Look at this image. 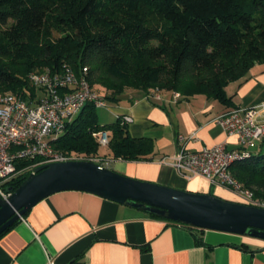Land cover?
<instances>
[{
	"label": "trees",
	"instance_id": "16d2710c",
	"mask_svg": "<svg viewBox=\"0 0 264 264\" xmlns=\"http://www.w3.org/2000/svg\"><path fill=\"white\" fill-rule=\"evenodd\" d=\"M256 64L264 65V0H0V94L29 103L42 94L27 81L28 72L59 73L67 66L78 76L88 67L91 87L110 91L103 96L111 103L126 89L157 88L229 106L225 88ZM97 116V108L85 106L52 143L55 149L99 157L94 134L105 131L114 159L152 160V140L132 137L121 117L102 125ZM39 162L19 161L17 170ZM231 171L244 188L257 187L255 197H264V153ZM29 175L7 189L16 190ZM180 225L196 231L197 244L204 245V230Z\"/></svg>",
	"mask_w": 264,
	"mask_h": 264
},
{
	"label": "crops",
	"instance_id": "0c3cea01",
	"mask_svg": "<svg viewBox=\"0 0 264 264\" xmlns=\"http://www.w3.org/2000/svg\"><path fill=\"white\" fill-rule=\"evenodd\" d=\"M248 72L225 88L229 106L204 95L173 101V91L126 89L107 109L116 120L132 117L126 127L130 135L152 140L154 154L151 161L127 162L114 159L108 146L101 147L107 152L104 167L129 178L241 203L230 190L211 186L202 177L180 176L162 160L179 151L180 135L189 151L219 144L238 148L237 138L215 120L233 108L264 106V65ZM255 147L253 155L264 153V141ZM196 238V231L180 224L93 194L65 191L37 204L0 237V264H264L263 241L214 231L202 233L204 245Z\"/></svg>",
	"mask_w": 264,
	"mask_h": 264
},
{
	"label": "built area",
	"instance_id": "2783aa9c",
	"mask_svg": "<svg viewBox=\"0 0 264 264\" xmlns=\"http://www.w3.org/2000/svg\"><path fill=\"white\" fill-rule=\"evenodd\" d=\"M87 77L88 67L80 76L67 66L59 73L47 69L33 72L28 77L31 86L42 94L34 102L29 103L12 93L0 94V198L7 200L11 195L7 183L33 173L41 165L82 160L101 165L97 159L65 155L52 144L65 133L85 106L107 107L104 96L94 91ZM154 98L162 99L160 95ZM173 98L177 101L182 95L173 92ZM121 120L127 126L133 122L128 115L122 116ZM215 122L228 136L237 138L238 148L230 150L225 144H219L189 151L187 139L180 135L177 138L179 151L162 161L170 164L180 176L187 179L202 177L211 186L230 190L241 203L264 209V199L255 197L253 191L244 188L231 174L232 166L252 160L254 155L250 150L264 141V106L233 108ZM94 137L101 147L108 146V132L95 133ZM23 160L40 162L18 171L17 163ZM48 264L53 262L49 260Z\"/></svg>",
	"mask_w": 264,
	"mask_h": 264
},
{
	"label": "water",
	"instance_id": "95a60500",
	"mask_svg": "<svg viewBox=\"0 0 264 264\" xmlns=\"http://www.w3.org/2000/svg\"><path fill=\"white\" fill-rule=\"evenodd\" d=\"M10 191L7 200L0 198V235L55 193L78 191L173 223L264 242V209L129 178L92 161L41 165Z\"/></svg>",
	"mask_w": 264,
	"mask_h": 264
},
{
	"label": "rangeland",
	"instance_id": "374dc122",
	"mask_svg": "<svg viewBox=\"0 0 264 264\" xmlns=\"http://www.w3.org/2000/svg\"><path fill=\"white\" fill-rule=\"evenodd\" d=\"M60 36L59 35H56V38H59ZM34 71H30V72H28L29 73V75L31 74V73H33ZM29 75H28V77H29ZM96 91L97 92H99L100 94H102V95H110L111 94V92L110 91H107V89L106 88H103V87H100V86H96ZM106 104H107V107L108 106H110L112 103L111 102H109L108 100H106ZM107 107L106 108H97V117H98V121H99V123L100 124H102V125H108V124H112V123H114L115 121H116V119H115V117L113 116V114L107 109ZM256 150H257V148L256 147H254V148H252L251 149V151H253L254 153H256ZM59 151V150H58ZM59 152H61V151H59ZM263 152H264V150H263ZM107 152H106V149L105 148H100V150H99V154H97V155H99V157H97V156H95V157H92L93 159H97L98 161H100L101 162V165H104V163H106L105 161L107 160V154H106ZM69 156H79V157H87L86 155H84V154H81V153H73V154H71V155H69ZM255 156H256V154H255ZM103 161V162H102ZM103 163V164H102ZM257 188V187H256ZM255 187H254V189H256ZM247 189H249V190H251V191H253V192H255V190L253 189V188H247ZM261 190H262V188H261ZM260 190V191H261ZM259 198H263L264 199V197H259Z\"/></svg>",
	"mask_w": 264,
	"mask_h": 264
}]
</instances>
